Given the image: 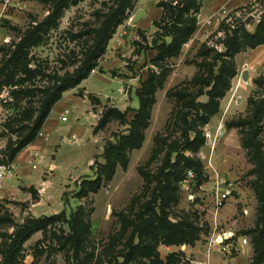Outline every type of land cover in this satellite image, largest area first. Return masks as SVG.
I'll return each instance as SVG.
<instances>
[{
  "label": "rangeland",
  "instance_id": "obj_1",
  "mask_svg": "<svg viewBox=\"0 0 264 264\" xmlns=\"http://www.w3.org/2000/svg\"><path fill=\"white\" fill-rule=\"evenodd\" d=\"M123 1L0 0V71L22 39L29 32L37 34L23 48L24 72H16L17 84L0 88V163L16 162L0 199V264H76L68 225L73 212L81 221L83 264H149L144 257L126 262V243L136 215L153 199V188L163 184L160 171L169 158L177 166L166 171L178 179L166 207L168 218L194 226L197 238L180 246L159 243L155 252L162 264L170 254L182 253L181 264L202 257L196 248H205L219 212L238 210L228 222L253 219V206L257 210L260 204L258 178L243 138L249 135L245 121L257 117L254 108L260 102L256 139L264 153V43L247 47L241 36L255 33L264 22V0L228 5L225 13H215L212 23L200 24L199 13L196 31L178 55L162 59L157 58L156 42L168 43L171 37L164 29L168 18L161 17L157 6L161 0H130L103 50L94 55L88 77L62 94L34 142L19 145L39 113L40 91L85 62L95 30ZM140 8L148 15L131 23ZM229 39L243 47L227 53ZM223 65V93L212 92L213 84L207 82ZM244 70L249 73L246 80ZM148 77L152 80L144 89ZM136 90L149 104L141 146L128 148L127 165L118 164L96 191L80 196L81 183L105 163L106 143L116 141V133L129 135L130 124L121 121L118 111L131 109L127 119L133 120ZM196 135L198 142L190 144ZM19 156L20 161L29 160L22 174ZM227 189L231 196L217 206V193ZM29 224L30 230L23 232Z\"/></svg>",
  "mask_w": 264,
  "mask_h": 264
},
{
  "label": "trees",
  "instance_id": "obj_2",
  "mask_svg": "<svg viewBox=\"0 0 264 264\" xmlns=\"http://www.w3.org/2000/svg\"><path fill=\"white\" fill-rule=\"evenodd\" d=\"M176 1L175 5L171 3ZM168 3L166 0L158 2V8L162 10V18H168V24L164 27L166 35L171 37V41L165 43L164 40L160 44H157L156 49L158 50L157 58H166L177 56L181 46L185 43L190 36L196 31L197 15L201 11L200 0H171ZM130 4V0H124L121 7L116 11L112 12L108 19L104 21L103 26L95 30L96 39L93 49L89 51V55L77 69L73 72L66 73L63 77L55 80L47 87L42 89L40 105L38 107V114L33 121L29 132L24 136L19 145L23 147L25 142H34L41 131L42 123L49 116L52 108L62 98V94L73 87H76L83 79L87 78L89 72L95 67L93 59L95 54L102 51L104 44L107 39L110 38L112 33V27L118 20L119 15L123 12ZM47 22H45L46 24ZM44 24V22H43ZM36 31L28 33L27 37L22 39L23 41L17 45V49L11 52L10 59L7 63L4 62L3 68L0 71V88L2 86L11 85L17 82L15 81L16 72L22 70L24 72V64L22 59L23 48L31 42L35 41ZM38 37V36H37ZM244 39L243 44L247 47H256L257 45L264 43V22L253 34L244 33L241 36ZM237 38V37H236ZM236 39H229L226 41L229 52H237L243 46L240 42L235 41ZM235 41V42H234ZM29 42V43H28ZM28 47V46H27ZM11 68V69H10ZM20 68V69H19ZM225 66L220 67V71L213 77V80L207 82V86L213 84L212 92L220 91V84L224 82V71ZM152 78L149 77L143 82L142 87L146 89ZM143 92V90H141ZM210 92L211 108L214 103V98ZM26 93V92H25ZM136 101L138 106L132 109L136 111L135 117L130 122L127 119L128 109L124 112L118 111L119 117L124 124H130L129 135L120 136L119 133L114 134L116 141H108L104 147L102 156L105 159V163L100 165V169L94 171V177L91 179L84 180L80 185L78 194L80 196L87 195L90 191H96L102 183V180L110 178L116 170L118 164L127 165L128 148H138L141 146L144 135L142 128L149 114L148 101L143 97V93H139L136 90ZM261 103H255V114L257 117H253L245 123L249 126L248 136L243 138V145L252 152V158L256 164L255 172L257 173L258 182L256 183L258 202H260L256 210L255 225L252 229L247 230L244 234L251 237V242L254 249L253 260L251 264H263L264 262V153L262 151V143L256 139V133H258V122L261 119L260 116ZM198 142V135L194 137L190 144ZM17 151H20V147ZM16 151V152H17ZM15 152V153H16ZM16 158V157H15ZM14 160H10L8 164ZM191 161V160H190ZM177 163L171 162V158L168 159L166 167H163L160 171V177L162 185H158L153 188L154 196L148 204L144 205L140 210L141 213L137 214V222L132 225V234L128 239L126 262L132 261L137 257H144L149 259V264H162L161 261L157 260V254L155 249L159 243L167 245L180 246L182 244H192L197 238L195 227L186 223L175 224L172 223L167 215L166 207L169 201L175 194V187L173 181L178 179L171 171L167 172L168 168H174ZM179 175V174H178ZM159 204V205H158ZM68 225L70 228V236L74 245L73 257L76 264H83L80 260L81 250L83 248V233L80 227L81 221L78 219V213L73 212L71 218L68 219ZM23 232L30 230V224L22 227ZM21 235L19 234V238ZM139 241L135 243V239ZM178 254H170L166 264H181Z\"/></svg>",
  "mask_w": 264,
  "mask_h": 264
},
{
  "label": "crops",
  "instance_id": "obj_3",
  "mask_svg": "<svg viewBox=\"0 0 264 264\" xmlns=\"http://www.w3.org/2000/svg\"><path fill=\"white\" fill-rule=\"evenodd\" d=\"M243 1L244 0H202L201 1L202 7L200 11L201 17L199 18L201 20L200 24L201 22L203 23L204 20L208 21L209 19L212 20L211 23L214 22V20H216L215 13H219V14L225 13L226 6L238 4ZM147 15H148V11H147ZM49 120L51 119L49 118ZM49 128L50 127H48V129ZM19 158L20 156L17 159L18 164L23 163L19 167V172L20 174H22L23 171L27 167H29L28 164L29 160L27 159L24 161L23 160L20 161ZM245 210L247 213H249V216L252 214L251 208ZM237 213L238 210L229 208L222 212H219L217 217H214L215 219L214 227L212 228L209 241L205 244V248L203 250H199L196 248V252L199 253L202 251L203 256L202 257L197 256L192 261L193 264H251L252 263L254 249L251 242V237H248L246 234H243V232L240 233L239 231L242 228H248L255 225L256 206H253V219L251 223L245 224L241 222L238 218L234 219L233 221L230 220L229 222L227 221L228 220L227 217L229 215H231L232 217L235 216ZM241 217L246 218L244 215H242ZM219 229H221L223 233L218 234L217 232ZM224 234H227V236H224ZM219 235L222 236V241L215 243L214 238H217ZM236 236L237 239H234ZM244 238L247 239V243H243ZM223 243L229 246L230 249L226 251L220 250L219 245H222Z\"/></svg>",
  "mask_w": 264,
  "mask_h": 264
},
{
  "label": "built area",
  "instance_id": "obj_4",
  "mask_svg": "<svg viewBox=\"0 0 264 264\" xmlns=\"http://www.w3.org/2000/svg\"><path fill=\"white\" fill-rule=\"evenodd\" d=\"M210 20V19H209ZM16 162H12L10 164H5V163H0V199H1V193L2 190L4 189L5 181L7 179H10L15 175V168H16ZM35 168L37 167L36 165L34 166ZM192 172H190V175L192 176ZM231 196V190L227 189L222 192L217 193V201L216 204L217 206H222L224 202H226L229 197ZM224 236H227V234H224ZM214 242L216 243L217 240L214 238ZM243 243H247V239H243ZM220 250L226 251L229 250L230 247L227 246L226 244L219 245Z\"/></svg>",
  "mask_w": 264,
  "mask_h": 264
},
{
  "label": "water",
  "instance_id": "obj_5",
  "mask_svg": "<svg viewBox=\"0 0 264 264\" xmlns=\"http://www.w3.org/2000/svg\"><path fill=\"white\" fill-rule=\"evenodd\" d=\"M145 15H147V11H146L144 8H140V9H138V10L134 13V15L132 16V18H131V23H135V22H137L138 20H140L141 18H143ZM248 76H249L248 71H247V70H244V71L242 72V78H243L244 80H246V79L248 78Z\"/></svg>",
  "mask_w": 264,
  "mask_h": 264
},
{
  "label": "bare ground",
  "instance_id": "obj_6",
  "mask_svg": "<svg viewBox=\"0 0 264 264\" xmlns=\"http://www.w3.org/2000/svg\"><path fill=\"white\" fill-rule=\"evenodd\" d=\"M229 233H230V232H229ZM229 233H228V234H229ZM231 235H232V234H231ZM219 241H222V238H220V240H219Z\"/></svg>",
  "mask_w": 264,
  "mask_h": 264
}]
</instances>
